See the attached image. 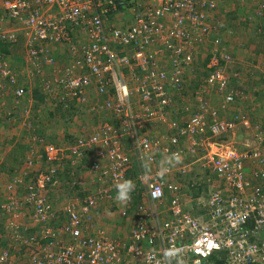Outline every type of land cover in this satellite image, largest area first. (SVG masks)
<instances>
[{
  "label": "built area",
  "instance_id": "1",
  "mask_svg": "<svg viewBox=\"0 0 264 264\" xmlns=\"http://www.w3.org/2000/svg\"><path fill=\"white\" fill-rule=\"evenodd\" d=\"M203 4L213 9L217 1L0 0V42L17 44L21 29L28 76L43 71L42 57L54 61L53 45L66 46L71 62L62 74L47 81L48 92L65 106L69 100L89 105L93 99L88 89L94 88L105 95V106L118 116L119 124L106 121L95 135L77 143L48 142L44 157L40 154L32 159L45 161V169L38 171L24 197L8 195L0 205L11 216L13 231L19 233L14 236L19 240V258L10 245L1 250L0 264H264V158L249 173L245 166L249 152L241 151L227 137L238 125L250 127V119L240 114L221 117L220 108L210 107L207 97H198L185 124L169 119L165 110L172 101L171 88H182L185 67L195 59L186 56V47L196 41L198 32L211 28L208 15L200 8ZM124 6L132 10V22L110 26L109 13ZM156 45L161 47L152 51ZM156 51L173 53L168 59L172 68H158ZM125 70H130L131 80ZM207 70L209 83L229 87L232 79L216 53ZM6 86L14 88L15 105L32 93L20 84L19 72L0 48V104ZM229 89L226 103L235 99ZM97 104L89 105L90 109ZM158 120L170 126L171 136L145 132L149 123ZM126 136L129 149L123 143ZM93 147L92 169L105 186L66 204L61 211L66 222L56 228L50 223L56 211L48 191L57 182L58 169L68 158L79 163ZM157 153L178 154L186 162V168H180L184 173L187 166L198 162L216 175L218 182L208 190L196 180L197 189L202 190L196 199L201 213H193L191 203L180 200V187L170 180V169L157 164ZM135 164L139 166L136 178L132 176ZM125 180L132 181L135 190L141 186L144 199L137 203L129 239L122 240L94 224L93 212L102 202L116 199L115 186ZM15 182L19 178H14L13 186ZM169 193L175 199L168 209H162ZM28 203L32 204V224L40 230L23 235L20 230L30 225L20 220L24 215L21 206ZM164 211L172 216L165 217ZM170 250L174 252L171 257Z\"/></svg>",
  "mask_w": 264,
  "mask_h": 264
},
{
  "label": "rangeland",
  "instance_id": "2",
  "mask_svg": "<svg viewBox=\"0 0 264 264\" xmlns=\"http://www.w3.org/2000/svg\"><path fill=\"white\" fill-rule=\"evenodd\" d=\"M216 1L217 6L213 9H210L207 6L202 8L209 17L211 28L206 32H198V36L195 39L196 41L193 42L191 46L186 47V56L192 55L195 58L191 64L185 67L186 73L191 76L192 80L187 90L189 93L178 94L175 92V90H170V93L173 96V102L175 104L179 102L182 104L181 106L184 105L188 111L177 113L169 110V115L171 116V120H177L179 122H184L187 120L197 107L198 102L195 101L194 95H191V93L195 92L197 89L200 94L198 97H207L210 100V107L220 108L219 112L221 117L235 118L238 116V114L248 117L251 123L250 127L238 125L235 131L229 133L227 137L228 139H233L241 151L249 152L250 155L245 158V166L247 171L250 173L260 165V157L264 158V95L263 92L260 91V93L257 94V89L252 86L254 82L258 84L259 82L261 83L263 81L261 79H264V3H261L263 2L262 0ZM112 16V19H110V21L108 20L110 26L113 24L124 26L125 24L131 22V18L127 20V22L124 19L125 17L129 16L125 13H123L122 18L116 16L114 17V15ZM10 23L8 22L7 26L10 27ZM20 32L21 29H19V33ZM57 47H59L58 50L51 51V55L54 56L53 60H55V64L52 69L44 70L43 67V71L38 73V76H40L42 80L46 79L47 81H52L54 76L62 74V70L66 68L71 62V56L68 48L66 46L60 45ZM119 49L121 48L119 47ZM9 51V59L11 63L15 65V67H18L16 56L19 55V50L13 53H11V49H9ZM213 53H216L217 56H219V59L224 60L225 58L228 61L225 67L227 74L232 79L230 87L222 88L207 81L208 76L206 73L208 72L205 71L207 68V63L204 69L202 60L208 59L213 55ZM172 54L173 53L170 51H164L163 54H160V52H153L155 64L158 66V68L161 66L172 68V63H170L168 60ZM62 55L66 56V61H64L65 59L61 58ZM196 59L197 61H195ZM160 60L165 61L164 64L161 65ZM63 63L65 64L64 66H62ZM50 74L53 75L51 76ZM125 74L127 78L131 80L130 70H125ZM252 78H254L253 81L251 80ZM132 80L139 82L141 81L135 78H132ZM229 88H231V90L237 89V91L239 90L241 92H247L241 97L240 101L237 100L235 102L234 99L233 102L226 103L224 96L225 92ZM13 89L14 88L11 86L5 87L6 95L3 99L4 103L0 104V205L2 202H5L8 199V195L24 197L29 191H25V189L34 184L35 177L33 173L36 170L35 168H40V166L45 167V165L41 162H39V164L36 163L37 165L30 169L33 171V173L29 170L30 174L28 177L22 182H15V186H13L12 181L14 178H16L14 175L19 173V162H16L17 160L9 161L8 156H11L10 152H13L15 146H19V142H23L26 148L28 145L30 147V145H32L31 142L34 141L33 139L35 136H37L39 131L41 134L45 133L44 137L49 141L62 142L67 137L65 134L68 133L75 134L74 139H76L79 136H87L90 133L95 134L96 130L100 131L103 123L106 121L115 125L118 124V116L115 115L111 109L106 110L102 105L103 101L106 99L105 95H93L91 96V99L98 103L97 109L89 110L85 105L76 104L74 107L69 108L70 113H65V115L55 113L53 119L51 117L49 121L46 118L43 120L44 123H48L46 126H40L38 123L39 116H44L47 113L48 104H46L42 98H37L40 107L39 109L36 108L34 112H31L32 115L30 118H28L29 114L28 116L23 115L25 113V110H23L25 105L19 109V105L17 106L13 103ZM173 92L176 94L173 95ZM51 97L54 98L53 96ZM184 101H187L189 105L186 106L183 103ZM24 103L26 102L24 101ZM55 103L56 101L52 102L50 104L51 107L56 108L57 106H55ZM70 117L72 120L67 121V118ZM42 119L43 118H41V120ZM149 125L152 124L149 123L147 128L152 136H162L163 134H168L171 136L172 134L169 128H164V125L162 124H158L156 126ZM91 126H94V128L91 129ZM123 143L127 149L130 148L127 139H124ZM183 145L186 147L187 144L185 141H183ZM34 146L37 149L36 151H43V146L41 144L36 143ZM26 148H23L21 151H24ZM16 154L19 155L18 152ZM258 154H260L259 157ZM187 155L189 154L184 153L185 157ZM189 158L191 157L188 156V159ZM69 159L70 158L65 160V163L62 166L63 169L66 170L65 173L60 172L59 176L61 175V177L59 178L58 183L53 185L50 193L48 194L49 198H51L53 202V205H62L64 200H67L70 197V190H72L73 193H79L76 189H73V182L74 184L76 183L78 186H80L81 190L83 189L84 191L90 193L100 190L103 186H105L104 182L101 185L99 184L100 181H95V179L99 178V176L97 173L93 172L90 167L87 165H81V168H77V166L72 164V161L70 162ZM21 161H23V158ZM193 164L194 166H189L188 168L197 170L198 168L202 167L198 162ZM28 166L30 168L31 164ZM89 176H93L95 178L91 180ZM71 180H73L72 183ZM261 181L264 184V181ZM9 184L12 185V188L8 187ZM186 188L187 189L180 192V194L183 193L192 198L193 191L191 192V189H188L187 185ZM136 195L137 194L135 193L133 198H135ZM191 201L189 200V202ZM116 203H119L117 206L125 204L127 207H124V209H127L131 217H134L133 220L135 219L138 211L137 204L128 206L125 202H120L117 201V199H114L113 201L110 200V210L104 208L106 207L105 205L108 204L106 203L100 205V207L93 212V216L95 218L94 224L103 225L105 228L109 229L113 219L116 218V222L120 226L121 233L116 232L114 233L115 235H113L121 238L122 240H126L129 239L130 228L133 225V220L126 222L123 218V216L125 217L124 214H121L122 217H119L118 215L113 216V214H111L114 212L112 211V206ZM194 206L196 207V205ZM118 209H120V207H118L117 210ZM121 210L123 211L122 208ZM191 210L194 211V208ZM21 212L22 215L24 214L23 217L21 216L20 218L21 222H25V224H28L31 227L32 222L30 217V207H28V205L21 206ZM118 218H123L124 222H121V220L119 221ZM5 219L7 220L6 217L0 215V248L3 247L4 249L10 245H13L16 253L18 254V257L16 256V258H19V240L14 238V236L19 235V233H15L13 228L11 229L6 225L4 226V224H6ZM61 219L64 221L63 218H59L57 222H53L54 224L52 225L56 228H61L63 223H60L61 225L58 223ZM34 226L37 228L35 229V232L40 230V226L35 224ZM13 227H15V224H13ZM20 232L23 234L25 231L22 229ZM2 236L7 237V240L10 241L4 242Z\"/></svg>",
  "mask_w": 264,
  "mask_h": 264
},
{
  "label": "crops",
  "instance_id": "3",
  "mask_svg": "<svg viewBox=\"0 0 264 264\" xmlns=\"http://www.w3.org/2000/svg\"><path fill=\"white\" fill-rule=\"evenodd\" d=\"M141 1L144 2L146 0H141ZM123 13H125L126 15H128L127 12H126V10H123V11H120V12H113L112 15H114L116 17H119V18H122L123 17ZM130 18H131V22H132L133 16H127L124 19L127 22V20H129ZM18 35H19V42L17 44H15V45L7 44V46H8L9 49H11V53L19 50V55L16 56V60L18 61V64H17L18 67H15V65H13V66L16 69V71L19 72V82H20V84H22V85H24L27 88H30L32 90V93L31 94H28L26 96V98L23 100V102L21 101L19 103V109L21 107H24L23 105H25V108H23V110H25L24 111L25 113L23 115L28 116V114H29L28 118H30L31 115H32L31 112H34L36 108L39 109L40 104L38 103V100H37V97H36V92L37 93H43V95H42V97L44 96L43 97V100H44V102L46 104H48V111L47 112L52 111L54 114L55 113L56 114H62L61 112L63 111V109L64 110L67 109V111L70 112L69 108H72V106H71L72 104L71 103H73V104H77V103H75L74 101L69 100L68 102H66L68 104V106H65V103L64 102L60 101L59 98H57L54 94H51V93L48 92V89L46 88V85H47V80L46 79L42 80L41 77L37 75L38 73L36 71H35V75H33L32 78H30L28 76V70H29L30 67L28 66L29 63L27 62L28 60H27L26 50H25V43H26V41L24 40L23 32L22 31ZM160 47H161V45H156V46L151 47L150 49H152V51H153L154 48H160ZM51 49H52V47H51ZM58 49H59V47H57V45H53V50H58ZM147 49H148V52H149V47ZM161 54H163V53H161ZM61 58L62 59H65L64 61H66V56H63L62 55ZM209 58L202 60V63L204 65V69H205L206 63L208 64ZM40 61L43 64L44 70H47V69L50 70V69H52V67L55 64V60L54 61H51V62H48V61H46L45 57H42ZM67 61H68V59H67ZM196 61H197V59H196ZM164 62L165 61L160 60L161 65L164 64ZM13 63H14V61H13ZM64 63L62 64V66H64L66 64V63L65 64ZM152 64H154V63L152 62ZM191 71H192V69H191ZM205 71L208 72L207 68H206ZM50 75L52 76L53 74H50ZM190 79H191V76H190ZM88 91H89L90 97L93 96V95H101L94 88H89ZM51 96H53L54 98H52ZM50 99L52 101H54V102L56 101L55 106H57V104L60 103V105L63 107V109L61 108L62 111L60 109H58L59 106L56 107V108L51 107L50 104L52 103V101ZM24 101L26 103H24ZM49 101H51V102L48 103ZM92 101H93V103H89L90 106H92L93 104L97 103L94 100H92ZM61 102L64 103V104H61ZM89 105H85V106H87V108L90 110V106ZM102 105H103V107L106 110L108 109L105 106V100L103 101ZM69 106H71V107H69ZM95 109H97V108H95ZM167 114H168V118L171 119L170 118L171 116L169 115V111H167ZM77 118H79V117H77ZM29 120H31V119H29ZM150 124H152V125H149V126H153V125L156 126L158 124L159 125L162 124V125H164V128H170V126L167 125V124H165V122H163L162 120H158V121H155V122L150 123ZM116 125H119V124H116ZM147 128H148V126L146 127L145 132L146 133H149V131H148ZM169 130H171V129H169ZM68 134H70V133H68ZM71 135L75 138V134L71 133ZM89 135L91 136V135H93V133H90ZM89 135H87V136H79L78 138L74 139L75 141L70 142V143H75V142L77 143V142H80V141L85 140V139L88 140L89 138L92 137V136L90 137ZM162 136H168V134H163ZM184 141H185V143H188V138H186V140H184ZM26 156L28 157L27 154H26ZM169 157H171V156H167L164 153H157V164H159L162 167H165V168H169L170 169V171H171V173L169 174L170 175V178H171L170 180L173 181V182H175L180 187L178 189V191H181L182 192L185 189H187L186 188V185L188 186V189H191V192L193 191V197H192V201L193 202H190L191 203V206H192L191 209L194 208L193 213H196V212L201 213V211H200L201 205H199L197 203L196 199H198L197 196L199 195V193L202 190L197 189V183L198 182L196 180L197 179H200L202 181L201 187H203V190H205L207 188L210 189V187L211 188L213 187L212 186L213 183H216V181L218 182L216 175H214L209 170H208L209 172H207V169H205L203 167H200L197 170H195V169L192 170V169L188 168V166H187V171L184 173V171L180 170V168H184V167L186 168V166H185L186 165V162H184L183 159H180L179 162H176L175 160L169 161L168 160ZM23 160H24V158H23ZM37 164H39V161H38ZM27 165H29V164L28 163H24V161H22V165L19 168V174H25L26 175V173H28V172L31 171L30 170L31 167L28 168ZM191 166H194V164H192ZM65 171L66 170L63 169V172L64 173H65ZM132 172H133L132 176L134 178L138 177V173H139V166H138V164H135V168H134V170ZM68 173H69V171H68ZM89 178L91 180H93L95 177L89 176ZM24 180H25L24 177L19 176V181L20 182H22ZM34 180H35V178H34ZM95 181H99L98 178L95 179ZM72 182H73V180H71V183ZM135 182H136V180H135ZM57 183H58V181L56 182V184ZM193 183H195V185H193ZM99 184L102 185L103 183L100 181ZM73 185H72L73 186V189H76L79 193L78 194L77 193H73L72 190H70V193H71L70 194V197L67 200H64V203L62 205L61 204H56V205L54 204V208H55V211H56V215H55V218H54V222L55 221L57 222V220L59 218H63L64 219L63 222L65 223L66 222V218L64 217V214L61 212L62 209H63V207L66 204H68V203H70L72 201L82 200L85 196H87V195L90 194V192L84 191L83 189L81 190L80 186H78L76 183L74 184V182H73ZM51 188L49 189L48 194L50 193ZM142 192H143V189L141 188V186H139L138 187V190H135V193L137 194L135 196V198H133L132 200L129 199V200L125 201V203L128 206H130V205L132 206V205L137 204L140 200L142 201L144 199ZM180 198H181L180 200L185 201V202H189V200L191 199V197H188L187 195H185L183 193L180 194ZM174 199H175L174 194L173 193H169L167 199L164 202V205H163L162 209H165L166 207L168 209V206L170 204H172V202L174 201ZM106 203H108V202H102L101 204H99V207H100V205H103V204H106ZM109 205H110V202L108 204H106L105 205L106 207H104V208L110 210ZM117 205H119V203L113 204L112 211H114V212H112V213L110 212V213L113 214V216L114 215H118L119 217H122L121 214H124L125 217L123 216V218L125 219L126 222L132 221L134 217L133 216L131 217V215L129 214V211L127 209H124V207H127V206H125V204L124 205H121V206H117ZM186 205H187V207L189 209V204H186ZM193 205H196V207L195 206L193 207ZM118 207H120V209L117 210ZM121 208L123 209L124 212L121 210ZM169 215L172 216L169 211H164V216L165 217H169ZM123 218H121V219L118 218V220L119 221L121 220V222H124V219ZM135 219H136V217H135ZM134 220L132 221L133 224H134ZM109 232H111L112 234H114L116 232L121 233L120 226L117 224L116 218L113 219V222L110 224Z\"/></svg>",
  "mask_w": 264,
  "mask_h": 264
},
{
  "label": "trees",
  "instance_id": "4",
  "mask_svg": "<svg viewBox=\"0 0 264 264\" xmlns=\"http://www.w3.org/2000/svg\"><path fill=\"white\" fill-rule=\"evenodd\" d=\"M263 2H261V3H264V0H262ZM204 6H207L206 4H203V5H201L200 6V8L202 9ZM207 7H209V6H207ZM210 8V7H209ZM208 8V9H209ZM211 9V8H210ZM209 9V10H210ZM123 10H126V7L124 6V7H121V9H119V10H114V11H111L110 13H109V15L107 16L108 18V20L110 21V19H112V13L113 12H120V11H123ZM129 15L131 16L132 14L131 13H129ZM115 17V16H114ZM0 48L3 50V51H5L6 53H7V55H9V53H10V51H9V48H8V46H7V44L6 43H2V42H0ZM197 57V56H196ZM211 57V56H210ZM222 60V64H224V65H226V60H223V59H221ZM196 61V60H195ZM207 75H208V73H207ZM190 76L186 73V71H184V78H185V80H184V85H182V88L180 89V90H177V88H171V90H175V92L176 93H178V94H188L189 92H187V90H188V88H189V86H190V83L192 82V80L189 78ZM252 81L254 80V78H252L251 79ZM261 80H263L261 83L259 82L258 84H256V82H254L253 83V87L254 88H256L257 90H256V93L257 94H259L260 92H263V95H264V79H261ZM197 88H199L198 86H196ZM229 87H230V85H229ZM231 89V88H230ZM259 89V90H258ZM233 90V89H232ZM260 91V92H259ZM175 92H173L174 94L173 95H175L176 93ZM233 92H234V96H235V102L238 100V101H240V99H241V97L247 92V91H244V92H241V91H237V89L236 90H233ZM262 94V93H261ZM43 95V93H37L36 92V97L37 98H42L43 99V97H41ZM191 95H194V98H195V101L196 102H198V95H197V89L195 90V92H193V93H191ZM173 97V96H172ZM174 100L172 99V101H171V103L166 107V111H169V110H172L173 112H177V113H180V112H185V111H188V109L183 105V106H181L182 104H180L179 102L177 103V104H175L174 102H173ZM52 102H54V101H52ZM76 103V102H75ZM186 106H188L189 105V103L187 102V101H184L183 102ZM61 104H64V103H62L61 102ZM72 105V107H74V105H76V104H73V103H71ZM59 106V107H58ZM71 106H69V107H71ZM181 106V107H180ZM57 107H58V109H60L61 110V108L63 109V107L60 105V103H58V105H57ZM62 111V110H61ZM65 113H70V112H68L67 111V109L66 110H64L63 109V111H62V115H65ZM53 116H55V114L52 112V111H49V112H47L44 116L42 115V116H39V121H38V123H39V125L41 126V125H44V126H46L48 123H44L43 122V120L46 118V119H48V121H49V119H51V117H52V119H53ZM41 118H43L42 120H41ZM71 121L72 120V118L70 117V118H67V121ZM177 121V120H176ZM178 123H179V121H178ZM186 123V120H185V122H182V124H185ZM39 128V127H38ZM94 128V126H91V129H93ZM39 130V129H38ZM98 130H96V132H97ZM89 132V131H88ZM36 134V133H35ZM44 135H45V133L44 134H41L40 133V131H39V133L37 134V136H35V139H33L34 141L33 142H31V144L32 145H30V147H29V145H28V147L26 148L25 147V145L23 144V142L21 143H19V146H15L14 147V149H13V152H10V155L11 156H8V159H9V161H15V160H17L16 162H19L18 163V168H20L21 167V165H22V161H21V159L22 158H24V163H31L32 165H31V168L32 167H34L35 165H37L36 163H38V160H36L35 162H34V160H32V159H34V157H38L40 154H42V156L44 157V145L46 144V143H48V142H53V141H49L47 138H45L44 137ZM67 137L65 138V140L64 141H62V142H54V143H58V144H68V143H70V142H73V141H75L74 140V137L71 135V134H65ZM72 138V139H71ZM126 138H128L127 136L124 138V139H126ZM32 140V139H31ZM35 142V143H34ZM25 143V142H24ZM41 144L42 146H43V148H42V152H40L41 150H38V151H36L37 149L35 148V144ZM44 143V144H43ZM76 143V142H75ZM130 143V142H129ZM17 145V144H16ZM23 148H26L24 151H21ZM19 153V155H17L16 153ZM26 154L28 155V157L26 156ZM42 158V157H41ZM93 158H95V148L93 147L91 150H89L80 160V162L79 163H77V164H74V165H76L77 166V168H81L80 166L81 165H83V166H85V165H87L88 167H90L91 169H92V167H93ZM68 160V159H67ZM70 160V162L72 161V159L70 158L69 159ZM39 162H41L42 164L43 163H45V161H39ZM73 163V162H72ZM27 167L29 168V166L27 165ZM36 170H35V172L33 173V171H31L33 174H34V177L37 175V173H38V171H41V170H44L45 169V167H43V166H40V168H35ZM93 170V169H92ZM58 172H59V174H60V172H63V167L60 165V167H59V169H58ZM93 172H95L94 170H93ZM207 172H209L208 170H207ZM30 174V172H28V173H26V175L25 174H19V173H17L16 175H14L16 178H19V176H21V177H24V178H27L28 177V175ZM59 174H58V176H56V181H57V179H59L60 177H61V175L59 176ZM26 190H30V188H26L25 189V191ZM28 193V192H27ZM26 193V194H27ZM24 205H28V207H30V209L32 208V204L31 203H28V204H24ZM0 215H3V217H7L8 219L6 220V224H4V226L6 225V226H8V227H10V224L12 223V218H11V216H10V214L8 213V212H6L5 211V209H3V208H1L0 207ZM54 222V218L53 219H51L50 220V223L51 224H54L53 223ZM59 224L60 223H63L64 224V222H63V220L61 219V220H59V222H58ZM39 224H41V223H39ZM62 224V225H63ZM61 225V224H60ZM35 229H37L35 226H34V224H32L31 225V227H29L28 228V230H26L25 231V233L27 234V235H29V234H31V233H34L35 232ZM2 239L4 240V242L6 241V242H9L10 240H7V237H4V236H2ZM2 241V240H1ZM2 243H3V241H2ZM9 244V243H8ZM10 244H11V242H10ZM3 249V247L2 248H0V252H1V250Z\"/></svg>",
  "mask_w": 264,
  "mask_h": 264
},
{
  "label": "clouds",
  "instance_id": "5",
  "mask_svg": "<svg viewBox=\"0 0 264 264\" xmlns=\"http://www.w3.org/2000/svg\"><path fill=\"white\" fill-rule=\"evenodd\" d=\"M138 1H141V0H138ZM132 4H133V2L130 4V7L134 5V4L133 5ZM126 12H127L128 15H129V13L132 14V10L129 9L128 7H126ZM168 160L169 161L175 160L176 162H179L180 156L178 154H173V156L169 157ZM58 180L59 179H57V181ZM115 187H116V190H117L116 199H117V201H120V202H125V201L131 199V193L135 190L134 183L132 181H129V180L122 181L121 183L117 184ZM10 228H11V226H10ZM168 255H169V257H171V256L174 255V252L170 250Z\"/></svg>",
  "mask_w": 264,
  "mask_h": 264
},
{
  "label": "bare ground",
  "instance_id": "6",
  "mask_svg": "<svg viewBox=\"0 0 264 264\" xmlns=\"http://www.w3.org/2000/svg\"><path fill=\"white\" fill-rule=\"evenodd\" d=\"M86 140V139H85Z\"/></svg>",
  "mask_w": 264,
  "mask_h": 264
}]
</instances>
